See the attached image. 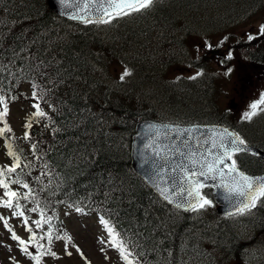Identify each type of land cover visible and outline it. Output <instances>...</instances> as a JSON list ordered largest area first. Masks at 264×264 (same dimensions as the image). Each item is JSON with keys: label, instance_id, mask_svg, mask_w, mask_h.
Segmentation results:
<instances>
[{"label": "trees", "instance_id": "obj_1", "mask_svg": "<svg viewBox=\"0 0 264 264\" xmlns=\"http://www.w3.org/2000/svg\"><path fill=\"white\" fill-rule=\"evenodd\" d=\"M47 1L0 0V96L14 99L31 82L46 113L35 117L31 149L21 150L25 158L14 173L29 185L25 204L48 220L47 232L36 234L39 245L48 249L65 238L58 210L71 206L107 216L139 264H226L225 255L241 254L253 235L171 209L133 172L129 147L139 117L227 123L213 83L165 75L174 64L196 66L191 38L234 25L259 0H154L110 23L71 22ZM122 66L129 74L115 78ZM255 125L241 128L252 143L264 141ZM236 160L242 169L264 171L255 155ZM246 225L264 231L263 203Z\"/></svg>", "mask_w": 264, "mask_h": 264}, {"label": "rangeland", "instance_id": "obj_2", "mask_svg": "<svg viewBox=\"0 0 264 264\" xmlns=\"http://www.w3.org/2000/svg\"><path fill=\"white\" fill-rule=\"evenodd\" d=\"M263 23L264 6H262L260 11L249 13V16L245 20L240 19L232 26L226 27L225 25V27L214 28L206 32L205 36L191 38L192 55L197 58H203V56L210 57V54L214 55L218 53L221 56L223 53L221 49L226 48L230 54L232 53V43L234 44V39H231L234 37V32L236 39L248 41V37L251 34H253V37L260 35L259 28ZM240 49H233L236 54L234 62L232 63L230 60L226 66L220 64L221 60L216 55L206 59L204 62V70L207 74V79L204 83L207 82L209 85L216 83L220 109L228 115V118L233 119L235 122L245 118V113L252 112L251 105L254 103L258 104L255 112L264 108V104L259 103V101L264 99V72L258 74V80L252 87L247 88L243 92V97H235L241 72L243 71L244 73L246 70L255 69L254 64H256L246 57L245 51L247 50L245 47H240ZM112 67L115 68L117 66L112 64ZM119 69L124 72L127 70V67L122 66ZM168 69L169 74L165 75L167 79L178 76L181 72L184 73L186 71V69L178 64L171 65ZM199 72H202V70L196 67L191 69V74L195 75ZM118 74L119 72H114L115 76ZM143 97L147 98L148 95L146 94ZM148 99L151 100V97H148ZM232 99L236 101V107H232ZM37 100L39 99L29 94L28 96L19 97L18 100L11 102L7 106L8 112L3 120H0V129H4L5 127L10 128L11 132L5 131L10 139L15 135H20V132L27 128L29 122H34L36 117L34 114L37 111L34 105L38 102ZM3 109L4 107L2 108V104L0 103V111H3ZM262 127H256L255 135H262L264 133L261 130ZM29 138L31 137L29 136ZM6 152V138L3 134H0V168L5 169V176L0 177V179H5L8 184L11 182L9 184L11 190L18 192L22 196L24 193L22 184L12 183L11 176L13 175H9L7 172L8 167L3 165L8 162V159L5 157ZM5 191L3 187H0V198L6 200L8 197L4 196ZM15 203L16 201H14L13 208H6L0 204V264H37V260L34 257H39L40 264H129V261L133 262L131 257H129V260H125L122 253L112 245V238L105 225L101 223L100 217L94 214H86L73 208L61 209L60 214L68 229V234L65 236V239L53 245L56 255L52 256L50 254L51 243L48 245V249L44 247L45 249L41 248L40 251L33 249L32 251L29 244L30 237L40 229L44 231L46 226L44 223L41 227L36 226L35 221L40 220L42 222L43 220L39 216L34 215L29 208H25L21 200L18 203L24 212V216L15 215L14 213L20 210L15 207ZM205 211H210V209ZM25 217H27V224L24 222ZM5 219L8 222L7 226L4 223ZM243 219L239 218L236 221L237 229L240 227V236L248 238L250 235H255L254 232H250V229L246 228L247 225ZM29 227L32 229V232L28 231ZM9 228L12 231H9ZM12 232H15L17 236L27 242V253L22 250L23 246L19 241L12 238ZM259 232L258 230L256 233V240H252L253 236L249 240V244L252 247L244 251V261L236 263V261L231 260V262H227L226 264H264V262H260L264 260V244L254 245L259 241L264 243V237H259ZM66 237H71V240L69 241ZM133 264L135 263L133 262Z\"/></svg>", "mask_w": 264, "mask_h": 264}, {"label": "snow or ice", "instance_id": "obj_3", "mask_svg": "<svg viewBox=\"0 0 264 264\" xmlns=\"http://www.w3.org/2000/svg\"><path fill=\"white\" fill-rule=\"evenodd\" d=\"M60 3L64 4L65 6L80 8V12H75L71 15L72 19H79L83 23H110L113 19L129 15L131 12L141 11L143 9L149 8L154 3V0H75L74 4H69L68 0H60ZM82 12L88 14L81 15ZM93 15L95 16L94 20L92 19ZM260 32L264 33V25L260 27ZM254 38L255 37L251 35L248 37L249 40ZM128 74L129 73L127 71L124 73V75ZM0 103L4 104L3 111H0V120H3L8 112L7 103L5 102L3 96H0ZM259 103L264 104V99L259 101ZM34 107L37 109L36 113L34 114L35 116L40 117L46 115V113L40 109L39 104L34 105ZM257 107V103L252 104L251 108L253 111L245 113V119H250L252 115H255V110ZM27 127L31 128V123H29ZM5 131L11 132V129L7 127L0 129V134ZM218 135L220 137V143L216 144L215 141H213L212 146L214 148L220 149V151H218L215 155H212L211 151H209V155L212 156L211 159H192V165L194 167L198 166L197 170L195 171H190L187 167H182L183 179L188 186L186 188H182L181 192L186 191L189 197V199L185 201L187 204V208H185V210L198 211L210 205L212 201L207 199L201 191L206 185L199 178L203 177L206 179L215 180L217 177H219L221 183L218 186L225 189L226 193L228 194L227 198L231 199L233 196L237 198H243L236 206V214H244L255 207L258 201L264 199V178L246 175L239 169L237 165V161L234 157L237 153L246 151V148L244 147V145H246V141L240 138L238 134L229 133L227 130H225L223 133H219ZM8 149V155L11 156L15 161L14 166L7 168V172L11 173L20 166V158L16 151L13 150V146L11 144L8 145ZM226 161H230V163L226 164ZM220 165L225 166L227 173H225L224 169L221 168ZM4 176L5 169L0 168V177ZM226 176L230 180V183L225 182ZM12 183L20 184L21 181L13 180ZM0 187H3L6 190L4 196L8 197L6 200L0 198V204L6 208H13L14 201H16L15 207L20 210L14 214L18 216H24V212L18 203L19 199L21 198L20 194L11 190L5 179H0ZM22 187L28 189L29 185L27 183H22ZM166 191V189H161V193L165 195V199H169V197L166 195ZM30 192L31 189H29V193ZM23 198L27 199V196H24ZM177 207H185V204H177ZM32 211H36V209H32ZM77 211H82V209L77 208ZM41 214L43 215V213ZM24 222L27 224V217H25ZM4 223L5 226H7L8 222L6 219L4 220ZM35 223L37 227L42 226V222L40 220L35 221ZM101 223L107 228V231L112 238V245L122 253L125 260H129L130 252L125 248L123 240L119 238V233L116 232V230L110 226L109 222L104 220L103 217H101ZM9 231H12V229L9 228ZM28 231L32 232V229L29 227ZM12 238L19 241V243L23 246L22 250L25 253L28 252L26 241L17 236L15 232H12ZM41 239H43V237H41ZM48 239L49 241L52 239L51 232L48 233ZM66 239L70 241L71 237H66ZM31 240H36L35 233L32 234ZM37 246L42 247L41 245ZM50 254L52 256L56 255L55 252H50ZM69 255H71V253H69ZM34 258L37 260V264H40L39 257ZM129 264H133V262L129 261Z\"/></svg>", "mask_w": 264, "mask_h": 264}, {"label": "water", "instance_id": "obj_4", "mask_svg": "<svg viewBox=\"0 0 264 264\" xmlns=\"http://www.w3.org/2000/svg\"><path fill=\"white\" fill-rule=\"evenodd\" d=\"M69 4H74L75 0H68ZM48 4L59 15L73 20L71 15L75 12H80L79 7L65 6L60 3V0H48ZM88 13H81V15H87ZM92 18H95L93 15ZM81 21L79 19H74ZM137 133L133 136L132 144V164L134 169L142 175L149 186L153 187L155 191L162 197L165 195L161 193V189H166V195L169 199H166L174 206L177 204H185V201L189 199L187 192H181L182 188H186L188 185L183 179L182 167H187L190 171L197 170L198 166H193L192 159L202 160L204 158L211 159L209 155L211 151L212 155H215L220 149L214 148L213 141L216 144L220 143L219 133H223L227 130L229 133H235L233 130L227 128L224 125H194V126H180L176 124H157L152 121L139 122L137 127ZM246 151L257 153L264 158V154L258 149L244 145ZM230 163V161L225 162ZM227 170L224 165H220ZM248 175V174H246ZM250 176V175H249ZM255 177L264 178V176L256 175ZM205 184H212L214 188V194L220 201L221 207L220 213H233L236 211V206L241 202L243 198H237L235 196L231 199L227 198L228 194L225 189L219 187L221 183L220 178L215 180L199 178ZM225 182L230 183L228 177H225Z\"/></svg>", "mask_w": 264, "mask_h": 264}, {"label": "flooded vegetation", "instance_id": "obj_5", "mask_svg": "<svg viewBox=\"0 0 264 264\" xmlns=\"http://www.w3.org/2000/svg\"><path fill=\"white\" fill-rule=\"evenodd\" d=\"M260 71L258 70L257 73H259ZM245 75H247L248 77H252L251 81H254L256 79V73L255 71H250V72H246ZM244 76H242L241 78L243 79ZM243 85H247L246 83H242Z\"/></svg>", "mask_w": 264, "mask_h": 264}, {"label": "bare ground", "instance_id": "obj_6", "mask_svg": "<svg viewBox=\"0 0 264 264\" xmlns=\"http://www.w3.org/2000/svg\"><path fill=\"white\" fill-rule=\"evenodd\" d=\"M214 247H215V246H214ZM234 251H235V250H234ZM210 253H211V252H210ZM217 253H218V252H217ZM233 254H234V253H233ZM207 255H208V254H207ZM208 256H209V255H208ZM206 257H207V256H206ZM206 257H205V258H206ZM211 257H213V256L211 255ZM207 258H208V257H207ZM213 258H214V257H213ZM195 259H196V258H195ZM202 259H203V258H202ZM211 259H212V258H211ZM196 260H197V259H196ZM196 260H195V261H196ZM214 260H215V259H214ZM199 261H200V260H199ZM204 261H205V260H204ZM216 261H217V259H216ZM205 262H206V261H205ZM210 262H211V261H210ZM208 263H209V262H208ZM217 263H218V262H217ZM191 264H192V263H191ZM203 264H204V263H203ZM212 264H213V263H212Z\"/></svg>", "mask_w": 264, "mask_h": 264}]
</instances>
